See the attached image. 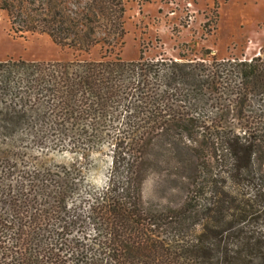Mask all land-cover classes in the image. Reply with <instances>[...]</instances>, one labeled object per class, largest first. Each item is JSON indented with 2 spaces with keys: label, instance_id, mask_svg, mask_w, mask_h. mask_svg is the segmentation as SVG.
<instances>
[{
  "label": "trees",
  "instance_id": "trees-1",
  "mask_svg": "<svg viewBox=\"0 0 264 264\" xmlns=\"http://www.w3.org/2000/svg\"><path fill=\"white\" fill-rule=\"evenodd\" d=\"M0 8L17 33L85 50L100 29L123 32L126 10L124 0ZM261 108L262 54L0 62L2 255L11 264H264ZM107 138L112 169L96 191L82 164ZM162 138L191 149L196 174L182 206L156 211L142 190L148 150ZM48 149L72 160L45 163Z\"/></svg>",
  "mask_w": 264,
  "mask_h": 264
},
{
  "label": "rangeland",
  "instance_id": "rangeland-1",
  "mask_svg": "<svg viewBox=\"0 0 264 264\" xmlns=\"http://www.w3.org/2000/svg\"><path fill=\"white\" fill-rule=\"evenodd\" d=\"M123 32L98 30L99 43L88 50L61 46L41 32H15L12 18L0 8V62L23 59L40 62H70L121 57L251 59L264 55V0H124ZM103 39H106L104 41ZM259 113L264 114L261 108ZM233 116V115H232ZM254 139L262 140L264 131ZM112 139L83 160L85 186L96 191L107 187L112 169ZM184 142V138L177 141ZM41 153L35 148L33 155ZM71 154L45 150V163L70 162ZM42 157V156H41ZM142 203L149 210L179 208L186 201L196 174V158L190 148L165 138L156 140L145 160ZM0 264L9 263L2 255Z\"/></svg>",
  "mask_w": 264,
  "mask_h": 264
}]
</instances>
